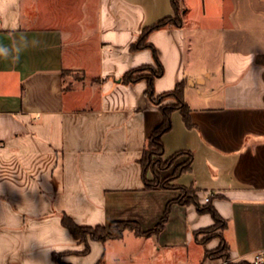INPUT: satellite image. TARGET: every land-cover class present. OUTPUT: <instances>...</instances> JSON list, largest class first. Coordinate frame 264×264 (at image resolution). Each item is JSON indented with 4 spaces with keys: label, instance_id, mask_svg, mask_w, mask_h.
I'll return each mask as SVG.
<instances>
[{
    "label": "crops",
    "instance_id": "obj_1",
    "mask_svg": "<svg viewBox=\"0 0 264 264\" xmlns=\"http://www.w3.org/2000/svg\"><path fill=\"white\" fill-rule=\"evenodd\" d=\"M0 0V264H222L205 258L221 238L195 204L173 203L159 233L85 243L62 223L136 221L154 229L179 188H146L141 158L162 122L148 81L125 72L156 65L157 95L184 81L193 126L180 110L163 135V177L196 190L226 220L234 260L264 262V0ZM63 71H69L66 75ZM79 74V76H78ZM151 176V175H150ZM192 246L195 248L192 250Z\"/></svg>",
    "mask_w": 264,
    "mask_h": 264
},
{
    "label": "trees",
    "instance_id": "obj_2",
    "mask_svg": "<svg viewBox=\"0 0 264 264\" xmlns=\"http://www.w3.org/2000/svg\"><path fill=\"white\" fill-rule=\"evenodd\" d=\"M172 6L174 9V15L166 16L161 18L155 24L145 27L144 30L141 32L139 37L131 44L130 50L137 51L146 47H152L155 51V48L152 44L148 42L149 34L161 27L170 26L176 27L181 26L183 23L182 20V10L180 6V0H172ZM156 69L153 70L152 75H144L141 72L149 68L150 65H143L136 69L129 70L125 72L122 76V81L124 83H133L137 82L142 78H146L148 81V87L146 89V95L154 101L156 104L160 106V110L163 114L162 122L153 130L151 135L147 139L146 147L143 152V156L141 158V163L143 166V175H144V182L146 188H179L181 190V194L175 200L169 202L163 217L161 218L160 222L157 226L150 230V231H143L138 222L136 221H116L112 222L108 226L104 225H95V226H88V225H79L76 223L72 217L67 215L66 213L62 214V223L66 226L73 236L81 242L85 243V248L79 254L86 255L90 251V240L96 241H104L108 238H120L123 236V233L126 229H132L138 235H145L148 233H159L164 228L166 221L168 220L171 205L173 203H180L183 205L188 204H195L198 208L199 213H209L213 220L214 224L209 227V229L221 228L223 229L227 222L226 220L220 215L217 211L215 206L210 202L207 201L205 204H201L199 200V196L195 189L188 188V187H181L176 185H172V181H175L183 172L187 171L191 167V156L185 162L177 165L173 171V173L167 177H162V171L166 170L171 167L174 163L176 157L179 153L173 154L167 159L164 158V143H163V135L168 132L172 128V113L175 110H180L182 113L183 119L187 126L191 127L192 119H191V107L185 101V87L186 83L184 81L180 82L176 85V87L168 92L163 94L157 95L155 91V79L161 76L164 73V67L162 63L157 60L156 61ZM70 73L69 71H63V74L66 75ZM171 97L174 98L175 103L171 105H164L163 101L164 98ZM151 175V176H150ZM208 230V228L200 229L196 232V236L198 237L200 232ZM221 238V242L218 248L214 250H206L205 251V258L211 259H219L224 257L226 252H229V246L225 239L222 236V233L219 234ZM214 236L208 238V241H211ZM223 251V254H222ZM62 255H56V259L59 260L60 264H66L61 261ZM237 264H255L254 262L248 260H240ZM261 264H264L261 263Z\"/></svg>",
    "mask_w": 264,
    "mask_h": 264
},
{
    "label": "rangeland",
    "instance_id": "obj_3",
    "mask_svg": "<svg viewBox=\"0 0 264 264\" xmlns=\"http://www.w3.org/2000/svg\"><path fill=\"white\" fill-rule=\"evenodd\" d=\"M151 68H152V69H156L157 66H156V65H150V67L144 69V70L141 72V74H144V75H152V74H153V70H151ZM78 76H79V74H78ZM173 103H175L174 98H171V97L164 98V101H163V104H164V105H171V104H173ZM163 159L165 160V159H167V158L164 157ZM182 163H183V162H182ZM162 177H163V175H162ZM166 177H167V176H166ZM171 184H172V185H176L175 181H172ZM180 194H181V193H180ZM211 226H212V225H211ZM209 227H210V226L205 227V228H208V230H205V231H203V232H200L199 235H198V237L200 236V239H199V240H200L202 243H204V244L208 243V242H206V241L208 240V238H211V236H212V237H213V236H214V237H219V234L221 233V228L218 227V228H215V229H209ZM202 229H203V228H202ZM218 246H219V245H218ZM218 246L215 247V248H213V249H210V250H214V249L218 248ZM191 248H192V250H193V249L195 248V246H192ZM222 254H223V251H222ZM226 254H227V255H225L224 257L219 258L222 264H237V263H239L237 260H234V259L231 257V255L229 254V252H226Z\"/></svg>",
    "mask_w": 264,
    "mask_h": 264
},
{
    "label": "built area",
    "instance_id": "obj_4",
    "mask_svg": "<svg viewBox=\"0 0 264 264\" xmlns=\"http://www.w3.org/2000/svg\"><path fill=\"white\" fill-rule=\"evenodd\" d=\"M209 199H207V201H208ZM254 263L255 264H261V263H263V256L262 255H258L257 257H256V260L254 261Z\"/></svg>",
    "mask_w": 264,
    "mask_h": 264
}]
</instances>
